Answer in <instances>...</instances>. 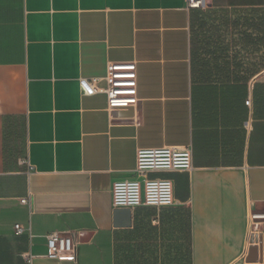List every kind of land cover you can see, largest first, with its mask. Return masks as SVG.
I'll use <instances>...</instances> for the list:
<instances>
[{"label":"crops","instance_id":"obj_1","mask_svg":"<svg viewBox=\"0 0 264 264\" xmlns=\"http://www.w3.org/2000/svg\"><path fill=\"white\" fill-rule=\"evenodd\" d=\"M111 62L134 64L135 99L112 111L80 86L106 87ZM162 146L191 149L190 170L147 174L173 204L115 227L114 182ZM183 213L190 264H264V0H0V264H113L124 232L180 258L141 236ZM51 231L74 260L47 256Z\"/></svg>","mask_w":264,"mask_h":264},{"label":"built area","instance_id":"obj_2","mask_svg":"<svg viewBox=\"0 0 264 264\" xmlns=\"http://www.w3.org/2000/svg\"><path fill=\"white\" fill-rule=\"evenodd\" d=\"M206 0H185L187 9H205ZM106 87L99 88L96 81H81L84 93L92 94L97 91L107 96V107L110 111L134 104V64H108L104 77ZM249 102V101H248ZM23 162H27L26 160ZM192 168L191 149L188 146L142 147L136 153V177L130 180L115 181L112 187V204L114 208L134 209L140 206L164 208L173 204V186L170 180L149 178L150 172L159 171H188ZM23 203H29L23 199ZM254 223H252L253 226ZM257 228V223L255 224ZM18 233L22 232L15 225ZM48 257L59 260H74L76 243L67 232L51 231L46 235Z\"/></svg>","mask_w":264,"mask_h":264},{"label":"rangeland","instance_id":"obj_3","mask_svg":"<svg viewBox=\"0 0 264 264\" xmlns=\"http://www.w3.org/2000/svg\"><path fill=\"white\" fill-rule=\"evenodd\" d=\"M15 156L20 157V163L24 161V155L22 151L14 153ZM256 212L251 208L250 218L256 223ZM182 217L177 218L176 223H172L170 227H160L159 233H155V237H142V239H154L155 241L161 242L165 240L166 243H171L174 247L177 244V254L181 255L180 258H174L175 249H163L162 246L160 249H152L142 251L140 253L133 254L132 242H127V235L124 232L123 236L116 237L113 248V264H190L189 262V234H188V224H187V215L183 213ZM252 230H256V227L252 226ZM132 239V238H131ZM154 252H160V258H154ZM166 253V254H165ZM172 258H169V255ZM176 260V261H175Z\"/></svg>","mask_w":264,"mask_h":264},{"label":"water","instance_id":"obj_4","mask_svg":"<svg viewBox=\"0 0 264 264\" xmlns=\"http://www.w3.org/2000/svg\"><path fill=\"white\" fill-rule=\"evenodd\" d=\"M131 224V212L129 208H116L114 210V226L126 228Z\"/></svg>","mask_w":264,"mask_h":264},{"label":"bare ground","instance_id":"obj_5","mask_svg":"<svg viewBox=\"0 0 264 264\" xmlns=\"http://www.w3.org/2000/svg\"><path fill=\"white\" fill-rule=\"evenodd\" d=\"M256 217H257V216H254V218H256ZM252 222H253V221H252ZM255 224H256V223L254 222V226H255Z\"/></svg>","mask_w":264,"mask_h":264}]
</instances>
